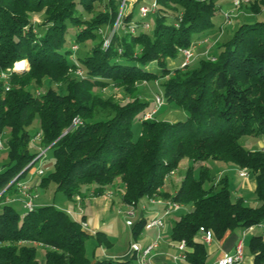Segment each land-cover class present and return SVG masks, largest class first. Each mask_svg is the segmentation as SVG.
Returning <instances> with one entry per match:
<instances>
[{
	"label": "trees",
	"instance_id": "1",
	"mask_svg": "<svg viewBox=\"0 0 264 264\" xmlns=\"http://www.w3.org/2000/svg\"><path fill=\"white\" fill-rule=\"evenodd\" d=\"M121 2L0 0V139L6 129L10 133L9 163L0 172V264H126L87 256L84 217L75 219L54 204L35 205L31 211L23 207L20 213L16 202L7 201L8 195L19 194L21 180L29 181L27 172L41 153L31 151L36 142L53 156L52 172L38 176L37 186L54 183L72 199L85 186L92 185L100 195L120 180L122 202L133 207L159 194L166 177L189 159L176 192L160 193L189 208L171 229L177 245L186 241V264H206V244L196 238L201 229L220 238L228 230L264 225V150L239 142L247 134L264 137V20L237 23L214 61L202 58L182 71L168 67L169 60L221 27L225 18L218 0H156L153 29L144 27L150 22L133 20L132 10L109 46H102V38L93 42L100 29L114 27ZM98 6L102 8L91 18L80 15V10L93 14ZM242 8L262 13L264 0ZM36 13L43 15L40 22L33 20ZM69 23L75 42L68 49ZM124 26L135 29L129 32ZM75 44L82 46V54H74ZM22 60L30 67L14 69ZM152 62L158 71L148 68ZM79 68L82 76L72 78ZM4 72L7 79L1 78ZM167 76L162 84L165 100L186 111L183 120H142L147 102H113L101 95L106 86L132 92L140 82ZM62 85L65 93L55 88ZM98 107L111 112L102 116ZM76 117L81 123L73 126ZM137 118L142 127L135 140L132 124ZM36 121L41 131L34 133L30 128ZM38 133L41 138L36 140ZM210 159L252 172L260 205L251 206L241 196L233 200L228 175L212 178L206 163ZM145 224L142 218L132 225L135 237ZM97 238L100 245L111 244L103 231ZM38 246L44 247L43 261ZM250 249L255 264H264L263 236H253Z\"/></svg>",
	"mask_w": 264,
	"mask_h": 264
},
{
	"label": "rangeland",
	"instance_id": "2",
	"mask_svg": "<svg viewBox=\"0 0 264 264\" xmlns=\"http://www.w3.org/2000/svg\"><path fill=\"white\" fill-rule=\"evenodd\" d=\"M227 1L228 0H218V4H222ZM154 2H156V0H140V2L133 8V20L139 21V22H145V21L150 22L151 24L150 27H145L147 31H150L151 29H153L154 22H155V15L153 13H150L148 16L142 17L141 13L139 12V7L141 5L151 6ZM227 4L228 3H225L224 6L227 7ZM129 6L132 7V0L129 2ZM101 8H102L101 6H98L97 8H95L93 14H87V13L82 12L83 10H80V15L88 19L98 14ZM240 10L238 11L236 10L233 12V14H235V17H233L232 20L231 19L229 21L224 20L220 28L215 29L211 33H207L201 37H198L191 44L189 48L191 49L194 55L192 61L184 65L185 59H184V54L182 52L183 50L182 48L179 51V55L175 59L169 60L168 67L170 68L180 67L182 71H187V69L191 65H193L194 63H196L202 58L214 61L215 60L214 54L218 51L217 49L220 48V45L230 36V34L232 33V27H235L237 23L242 22L239 20L240 17L238 16V12ZM255 17L258 19L264 20V12L258 14ZM256 18H252L250 21H255ZM42 19H43V15L41 13H36L33 15V20L35 22H40ZM124 28L125 30L129 32H133L132 27L130 26L129 27L124 26ZM114 29H115L114 27L111 29L108 27H104L100 29L99 31L100 37L96 39V41H93V42H98L100 38H102L101 44L103 47H105L104 46L105 41L109 38L110 40L113 39L114 32L116 31ZM74 42H75L74 27L71 23H69V29L67 33V48L69 49V47ZM89 43H92V41H89L88 44ZM110 44H111V41L109 45ZM73 46L77 47L74 52L75 55H78L79 53L82 54L83 48L81 45L75 44ZM71 60L74 61L75 56H72ZM18 64H17L18 65L17 68L19 70L28 69L30 67L28 62H26V60H22L18 62ZM157 67L158 66L156 62H152L148 68L153 71L154 70L158 71ZM76 76L79 77L80 75L75 71L71 75V77L73 78ZM167 78L168 76L164 78H157L153 81L140 82L135 85L134 91L132 92L126 91L124 87H120L116 85L106 86L103 89H101V95L104 100L111 99L113 102L125 103L133 99H139L143 102H147L146 112L142 115V118H141L142 120H145L144 119L145 114L147 112H150L153 108L156 107L155 105L156 95L164 91L162 84L165 82ZM63 86L64 85H62L61 87L55 86V88L58 89L61 93H65V90H64L65 88H62ZM97 111L99 112L98 114H101L102 116L111 112L109 108H101V107H98ZM184 114L186 115L187 113L182 108L178 107L174 103H170L164 100V104L159 108L158 112L153 116V118L156 117L159 120H168V121L183 120L185 118ZM101 115H98V116L100 117ZM151 119H148V120H151ZM141 127H142L141 121L138 118L135 119V121L132 124L133 136L135 140L138 139V137L140 136ZM30 130L31 132H34V133L40 132L41 131L40 123L36 121L31 126ZM9 137H10L9 130L6 129L3 136L1 137V140L4 143V147L0 148V172L3 171L6 165L9 163V148L6 143ZM239 142L242 146H244L247 149L257 150L263 147L264 137L262 136L257 137L254 135L247 134L241 137L239 139ZM35 150H39L40 152H42L45 150V148L42 147L39 142H36V143L31 144V151H35ZM52 157H53L52 151H48V152L46 151L45 156L43 158L38 159L33 165V167L27 172V177L31 178L33 176H37V171L39 170V168L44 169V172H45L44 176H49V174L53 170ZM206 163L208 166L211 167L212 178L214 177L218 178L220 171H223L224 174L228 175L230 189H231V196L233 200L241 196L251 206L256 207L260 205V201L256 197L255 190L249 187L248 188L242 187V182L245 179H249L248 181H250L252 185H254L255 176L252 172H249L248 178H244V177H240L239 175L240 169L232 163H226V162L212 160V159H210ZM190 165L191 163L189 159L184 158L181 161L178 169L166 177V183L173 182L176 188L179 187L186 173V169ZM194 175L196 177L199 176V168L195 169ZM21 182H24V180H21ZM209 185H210L209 182H207L206 186L208 187ZM32 189L28 187L26 192L28 194H31L32 192V196L34 197L35 203H38L39 205L54 204L64 210H67L68 207L69 209L74 210V208L77 206L75 205L76 204L75 201L70 200L62 192L57 191L56 185L54 183H51L47 188L39 187V190L38 189L36 190L37 192H34ZM19 192L21 193V191L18 189V193ZM38 196L40 197L38 198ZM79 197L81 199V195ZM23 198H25L24 195H23ZM18 199H20V197ZM146 201L147 199L144 198L141 203H145ZM79 203H80L81 208H79V210H76L77 209L76 208L75 209L76 213L79 212V214H81L82 213L81 210L83 211L87 207L86 214H87L89 225L91 228L94 227V223L97 217L96 214L98 212L95 208L99 207L98 209L101 210L103 200H99L96 202V201L90 200L88 196H85L82 202H79ZM14 206L20 213L23 211L22 205L19 204V202L15 203ZM103 208H104L103 213L102 214L100 213V216H99L100 224L101 225L103 224V226H100L101 228H99V230L107 231L108 233H110L108 238L111 241V244L107 245L103 243L102 245H100L98 242V238H97V230L92 232V229L88 228V223L85 221L87 224L86 230L88 232V237L86 238V242H85L86 254L92 260H99L97 256L99 255L102 249L107 250L109 255H123L124 253L128 251L131 243L136 242V241L139 243H142V237L134 236L133 228H132L133 226H128L126 224L127 220H131L133 224H135L138 221V215L136 214V216H128L127 212L129 211L130 207L127 208L125 205H123L120 201L119 196H115L112 199L107 200ZM188 210H189L188 207L182 208L176 216H172L169 221L171 222L170 225L172 226L173 224L172 221L174 219H178L180 214L185 213ZM104 253L106 252L104 251ZM44 255H45L44 247L38 246V257L41 261L44 260Z\"/></svg>",
	"mask_w": 264,
	"mask_h": 264
},
{
	"label": "crops",
	"instance_id": "3",
	"mask_svg": "<svg viewBox=\"0 0 264 264\" xmlns=\"http://www.w3.org/2000/svg\"><path fill=\"white\" fill-rule=\"evenodd\" d=\"M257 1H259V0H257ZM133 2H135V3H133ZM139 2H140V0H132V7L129 6L127 12L128 13L131 12L133 10L134 6ZM225 3H228L227 7L224 6ZM225 3L221 4V12H223L225 10H230L232 7V0H228ZM224 7H226V8H224ZM228 8H230V9H228ZM257 15L258 14H255L251 10L245 9V8H241V10L238 12V16L240 17V19H239L240 21H250L252 18H256L255 16H257ZM256 19H258V18H256ZM221 25H222V22H220V26ZM233 28L234 27H232V29ZM184 117H186L185 114H184ZM222 174H224V172L220 171L219 176H221ZM37 180H38V175L29 178V181H27V182L25 181L26 183H32L33 184L32 190L34 192H37L36 191L37 189L39 190V186H37V184H38ZM248 180L249 179H245L242 182V187L243 188L249 187V188H253L255 190L256 181H255L254 185H252V183ZM93 188L94 187L92 185L85 186L84 192H83V194H81L80 201H77L74 197L72 199H70V200H73L76 202L75 205H77V206L74 208V210L69 209V207L66 210L75 219L80 220L82 217H84V220L88 223L89 229L91 227H90L88 219H87V214H86L87 207L85 209L86 211L81 210V212H82L81 214H79V212L76 213V211H75L76 208H77L76 210H79V208H81V207H79L78 204H80L79 202H82V200L84 199L85 196H88L90 200L96 201V202L99 200H103L104 205H105V202L107 200H110L115 196H119L121 203L123 205H125L127 208L130 207L129 205L122 202V194L124 192V186L122 185L120 180H117L113 186L106 189L104 191V193L100 194V195H96ZM176 189L177 188L175 187V184L173 182L166 183V181H165V184L160 189L159 194H157L156 196H153V198L155 199L154 201H151L152 197H145L147 199V201L145 203H141L144 199V198H142L139 201L138 205L134 207L135 216H136V214L138 215V221L142 218H145L147 221L148 219H150L152 217L163 215L165 207H166V202L170 199L164 197L160 193H166L167 192V193H173L174 194L176 192ZM19 197H20V199H18ZM39 197L40 196H38V198ZM23 199H24L23 195L20 192L17 195L16 194L15 195L10 194L7 196V201L16 202V203L19 202V204H21V205H23ZM34 204L36 206L39 205L38 203H35V200H34ZM103 204H102L101 210L98 209L99 207L95 208L98 212L96 211L97 217H96V221L94 223V227L91 228L92 232L95 230H97V232L100 231L99 230V228H101L100 226H103V224L102 225L100 224V219H99L100 213L101 214L103 213V209H104ZM22 208H23V206H22ZM182 208H185V207H181L179 210H177V211L171 213L169 216H167L166 226L164 229L160 230L156 227H154V228L144 227V230L139 235L140 237H142V243H139V242L138 243L142 247H146L150 242H152L154 239H156L158 236H160L159 246L157 248H155L147 256V260H148L149 264H186L185 257L180 256L181 251L178 249L177 243L175 241H173V239L171 237V229H172L174 222L177 219H174L172 221V223H173L172 226L170 225L171 222H169L170 218L172 216H176ZM103 232H105L108 236L110 235V233H108L107 231H103ZM255 235L256 236H263V238H264V226L263 225L253 226L251 228H246V229L245 228H238L234 231L228 230L220 238L213 235V240L209 244L205 243L207 250H208L206 264H216V261L218 259H220L221 257H223L225 254L233 253L235 251V247H236L237 243L240 240L243 241L244 259L241 263H238V264H255L254 253L250 249V240ZM203 236H204L203 232L199 231L196 235V238L198 240L204 242ZM104 251L106 253H104ZM97 258H99V259L110 258V259H117V260L125 261L126 264H139L136 255L130 250V247H129L128 251L126 253H124L123 255H109L107 250L102 249L101 252L99 253V255L97 256Z\"/></svg>",
	"mask_w": 264,
	"mask_h": 264
},
{
	"label": "built area",
	"instance_id": "4",
	"mask_svg": "<svg viewBox=\"0 0 264 264\" xmlns=\"http://www.w3.org/2000/svg\"><path fill=\"white\" fill-rule=\"evenodd\" d=\"M131 0H122L121 2V8H120V12L118 14V17L116 19L115 25H114V30H118L122 25H123V19L127 14L128 8H129V2ZM252 0H232V7L230 10L227 11H223V15L225 20H232L233 17H235V14H233L234 11H238L240 10L243 6L251 3ZM157 9V3L154 2L151 6H147V5H141L139 8V12L141 13L142 17H146L148 14L155 12V10ZM132 27V31H134L135 27ZM144 27H150V23H145ZM110 38L107 39L105 41L104 46L107 47L110 43ZM74 49H76L77 47L74 46ZM183 54H184V65L189 63L190 61L193 60V53L191 51L190 48H184L182 50ZM18 63L15 64V68L14 69H18L17 65ZM8 72H11L10 70H8ZM80 76H82L83 72L82 70L79 68L76 71ZM1 78L2 79H7L8 78V73L4 72L1 74ZM6 89H9V84H6ZM164 100H165V96L163 92H160V94L156 95L155 98V105L156 107L153 108L150 112H147L144 116L145 120L151 119L153 118V116L158 112L159 108L164 104ZM79 123H81V120L79 118H74L73 120V126L78 125ZM41 138V134L38 133L35 137L36 140ZM4 144L3 141L0 139V148H3ZM262 150H264V145L261 148ZM47 148L42 151L36 159H40L43 158L46 154ZM35 159V160H36ZM34 160V161H35ZM44 169L43 168H39V170L37 171V175L38 176H42L44 174ZM241 177L244 178H248L249 177V171L247 169H241L239 172ZM33 184L32 183H26V182H19L18 187L19 190L21 191V193L25 196V198L23 199V207L27 210V211H31L35 208V204H34V197L32 196V192L31 194H28L26 192V190L29 188H33L32 187ZM157 195V194H156ZM154 195V196H156ZM77 201H80V197L79 195L74 197ZM155 199L152 197L151 201H154ZM80 207V204H78ZM182 207V205L180 203L174 202L171 199L168 200L166 202V207L164 210V214L161 216H155L152 217L150 219H148L146 221L145 227L147 228H158L160 230L164 229L166 226V218L167 216H169L171 213L179 210ZM128 216H135V210L133 206H130L129 211L127 212ZM127 225L132 226L133 222L131 220H127L126 221ZM82 226L83 228H87V224L85 221L82 222ZM261 226V225H260ZM264 226V225H263ZM253 227V226H252ZM251 228V227H249ZM200 231L203 232L204 236H203V241L206 244H209L212 240H213V232L211 230H204L201 229ZM159 242H160V236H158L156 239H154L152 242H150L146 247H142L138 242H133L130 246V250L136 255L137 260L139 262V264H149L148 260H147V256L155 249L159 246ZM178 249L181 251V257H185V248H186V241L182 240L178 245H177ZM244 259V246H243V241L240 240L236 247H235V251L233 253H227L225 254L223 257H221L220 259H218L216 261V264H238L241 263Z\"/></svg>",
	"mask_w": 264,
	"mask_h": 264
},
{
	"label": "bare ground",
	"instance_id": "5",
	"mask_svg": "<svg viewBox=\"0 0 264 264\" xmlns=\"http://www.w3.org/2000/svg\"><path fill=\"white\" fill-rule=\"evenodd\" d=\"M18 65H20V64H18Z\"/></svg>",
	"mask_w": 264,
	"mask_h": 264
}]
</instances>
